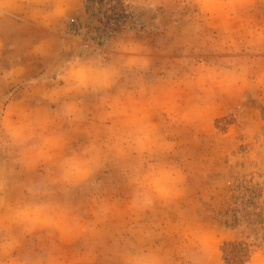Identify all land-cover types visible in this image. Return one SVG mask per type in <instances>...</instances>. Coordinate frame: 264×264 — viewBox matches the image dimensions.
Returning a JSON list of instances; mask_svg holds the SVG:
<instances>
[{"label":"clouds","instance_id":"9594fccd","mask_svg":"<svg viewBox=\"0 0 264 264\" xmlns=\"http://www.w3.org/2000/svg\"><path fill=\"white\" fill-rule=\"evenodd\" d=\"M250 3L123 0L128 14L150 19L155 26L165 17L179 18L198 9L185 17L181 37L185 53L199 39L202 19L217 11L237 14ZM73 7L74 0H0V96L22 85L56 106L52 110H20L15 120L11 119L14 105L0 113V264H64L58 247L46 243V237L98 236L100 226L116 211L102 195L103 184L98 179L106 168L115 169L123 179L130 192L127 208L133 215L178 199L184 191V169L168 158L174 145L146 115L132 116L119 126L113 124L104 136L93 134L68 154L62 150L64 134L49 131L56 121L76 126L87 120L83 99L87 96L112 109L99 113L101 121L118 115L125 102L133 103L146 93V77L153 71L151 49L136 38L135 31L128 30L109 40L103 49L81 45L53 64L45 76L26 78L23 56L28 42L20 33L30 25L57 32ZM224 31L229 33L227 27ZM243 43L250 53L264 51V30L251 33ZM50 49L51 44L44 41L31 51L47 56ZM253 66L247 58L196 63L185 57L168 68L166 78L208 93L207 99H211L216 89L264 85V73L257 81L250 80ZM78 195L91 206L94 219H86ZM134 235L138 242L117 248L118 264H206V250L195 241L170 250L149 243L153 233L143 228Z\"/></svg>","mask_w":264,"mask_h":264},{"label":"rangeland","instance_id":"374dc122","mask_svg":"<svg viewBox=\"0 0 264 264\" xmlns=\"http://www.w3.org/2000/svg\"><path fill=\"white\" fill-rule=\"evenodd\" d=\"M197 11L165 17L155 26L150 19L128 14L123 0H74L73 10L57 32L30 25L20 33L28 42L23 56L25 77L39 79L81 45L103 49L109 40L135 31L136 38L151 49L154 62L146 77V93L133 103L125 102L118 115L104 121L98 119L99 113L112 109L95 97H84L87 120L76 126L56 121L49 131L64 134L62 150L68 154L91 135L104 136L113 124L146 115L174 145L168 158L186 175L182 196L133 215L127 208L130 192L123 179L111 167L103 170L98 176L102 195L115 205V214L100 226L96 237H46V243L58 247L64 264H118L117 248L138 242L134 233L139 228L152 232L149 243L164 249L195 241L206 250V264H264V85L216 89L207 99L208 93L166 78L168 68L185 57L196 63L247 58L254 65L250 80L257 81L264 73V51L250 53L243 42L251 33L264 30V0H251L237 14L217 11L202 19L199 39L185 53L181 40L185 17ZM44 41L51 44L49 55L32 53ZM9 105L15 106L13 120L20 110L56 107L22 85L0 96V113H7ZM76 200L86 219H94L91 206L79 195Z\"/></svg>","mask_w":264,"mask_h":264}]
</instances>
